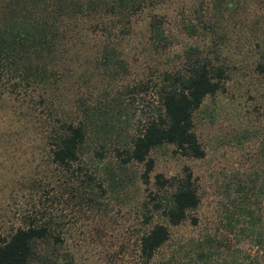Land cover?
Returning a JSON list of instances; mask_svg holds the SVG:
<instances>
[{
  "label": "rangeland",
  "instance_id": "rangeland-1",
  "mask_svg": "<svg viewBox=\"0 0 264 264\" xmlns=\"http://www.w3.org/2000/svg\"><path fill=\"white\" fill-rule=\"evenodd\" d=\"M157 12L164 46L147 40L139 15L130 36L115 37L119 30L110 27L105 42L91 36V51L65 45L51 106L38 104V90L12 75L0 78V236L44 215L63 235L54 250L41 244L33 264H139L138 237L156 222L168 238L151 264H264V70L257 67L264 61V0H164ZM103 42L114 48L108 62ZM195 45L224 71L222 88L192 114L203 155L157 146L144 182L143 166L120 162L115 149L156 112L160 73ZM55 119L85 125L80 161L91 175V204L70 195L69 174L49 160L47 121ZM186 172L198 202L170 225L148 194L164 191L156 174Z\"/></svg>",
  "mask_w": 264,
  "mask_h": 264
},
{
  "label": "trees",
  "instance_id": "trees-1",
  "mask_svg": "<svg viewBox=\"0 0 264 264\" xmlns=\"http://www.w3.org/2000/svg\"><path fill=\"white\" fill-rule=\"evenodd\" d=\"M163 1L0 0V78L12 75L16 83L38 90L35 95L38 104L51 106L57 87L55 76L61 77L65 71L56 58L65 45L73 43L79 49L91 51L88 46L91 36L105 42L103 35L108 38L110 34L104 30L110 27L118 28L115 37L119 34L130 36L132 20L139 15L146 21L147 40L155 47L157 44L164 46L166 38L157 12ZM104 42L102 60L108 62L114 48ZM257 67L262 72L264 61L257 63ZM223 77L222 67L199 46L182 49L177 64L159 75L156 112L147 118L128 145L115 149L119 161L141 164V178L145 182L153 166L149 153L157 146L171 144L183 155L202 157L203 150L192 131V114L207 96L222 88ZM141 89H145L144 86ZM47 122L44 146L50 162L69 174L70 195L85 197L91 204V189H87L91 175L83 172L80 161L86 133L84 123L80 119ZM155 181L164 191L160 194L149 192L152 209L160 212L168 224L180 223L198 202L190 173L170 179L156 174ZM51 218L41 216L16 227L5 237L0 236V264H33L39 257L37 248L41 244L54 250L62 242L63 235ZM167 238L168 229L162 223H153L144 230L137 240L139 264H151L155 252ZM44 251L43 257L46 256ZM43 261L44 258L41 263ZM46 264H57V258Z\"/></svg>",
  "mask_w": 264,
  "mask_h": 264
}]
</instances>
